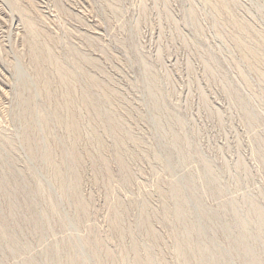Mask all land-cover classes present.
Listing matches in <instances>:
<instances>
[{
    "label": "rangeland",
    "instance_id": "rangeland-1",
    "mask_svg": "<svg viewBox=\"0 0 264 264\" xmlns=\"http://www.w3.org/2000/svg\"><path fill=\"white\" fill-rule=\"evenodd\" d=\"M0 264H264V0H0Z\"/></svg>",
    "mask_w": 264,
    "mask_h": 264
}]
</instances>
